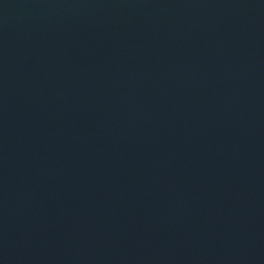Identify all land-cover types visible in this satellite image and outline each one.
I'll list each match as a JSON object with an SVG mask.
<instances>
[{"label":"water","instance_id":"95a60500","mask_svg":"<svg viewBox=\"0 0 264 264\" xmlns=\"http://www.w3.org/2000/svg\"><path fill=\"white\" fill-rule=\"evenodd\" d=\"M0 264H264V0H0Z\"/></svg>","mask_w":264,"mask_h":264}]
</instances>
